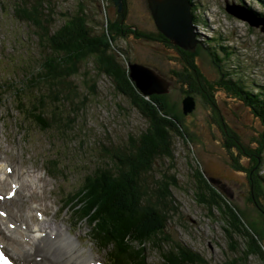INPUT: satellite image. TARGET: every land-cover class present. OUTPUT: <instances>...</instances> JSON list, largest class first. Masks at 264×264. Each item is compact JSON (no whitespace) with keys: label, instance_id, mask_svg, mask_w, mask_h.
<instances>
[{"label":"rangeland","instance_id":"obj_1","mask_svg":"<svg viewBox=\"0 0 264 264\" xmlns=\"http://www.w3.org/2000/svg\"><path fill=\"white\" fill-rule=\"evenodd\" d=\"M128 3L127 23L142 32L156 33L157 26L146 0H128ZM193 3L194 27L200 41L197 63L205 78L214 83L222 71L229 72L234 78H241L253 92H264V32L226 11L227 4H235L244 10L243 14L257 17L255 12L264 13L261 5L256 0H193ZM15 4L16 0H0V86L3 87L0 93L4 92L0 96V162L13 167L20 185V192L6 203L12 212L18 210L26 217L33 216L34 209L45 212L48 223L55 222L65 233L78 238L79 248L88 256L94 254L93 258L99 262L113 264L110 261L113 251L119 248L106 243V235L103 237L92 225L80 220L67 201L82 187L87 175L107 165V152L125 149L130 137L146 129L147 120L124 96L115 92L107 76L97 73L93 58L83 62L79 73L72 78L78 91L73 103L60 105L46 100L41 111L49 123L48 129L23 116L17 109L14 88L24 86L28 91L24 99H19L24 110L32 109V102L37 104L35 98L48 94L32 88L29 82L47 50L36 29L16 14ZM83 8L96 33L105 28L107 21L120 16L108 0H52L53 28H59ZM118 44L125 48L124 55H128L131 63L151 67L170 82L168 101L182 112L185 94L171 76V70L176 68V51L160 41L139 39L131 34L121 38ZM211 54L225 58L221 67L214 63ZM214 95L218 106L215 118H224L244 146L254 147L261 128L259 120L222 89L217 87ZM195 100V110L183 115L188 128L187 141L175 140L173 159L156 160L147 176L148 184L154 188V182L164 174L175 176L177 186L171 188L174 203L169 206L175 209L170 210L167 235L172 243L198 253L207 264H226L239 254L231 249L233 244L223 230L222 215L217 210L211 215L197 201L194 169L200 165L208 178L216 180L211 184L228 197L239 213H244L246 222L264 231V220L249 202L251 188L245 171L231 165L230 153L224 147L225 134L213 118L215 111L201 97L195 96ZM54 112L65 116L64 124H57L60 127L53 122ZM54 162L57 170L52 169ZM239 162L245 168L249 165L245 156ZM3 169L0 177L4 176ZM9 189L6 185L0 188V193L4 195ZM144 254L148 264H161L157 250L149 248ZM137 258L140 260L141 256ZM246 264H264V259L251 256Z\"/></svg>","mask_w":264,"mask_h":264},{"label":"trees","instance_id":"obj_2","mask_svg":"<svg viewBox=\"0 0 264 264\" xmlns=\"http://www.w3.org/2000/svg\"><path fill=\"white\" fill-rule=\"evenodd\" d=\"M189 1L196 24L194 3L193 0ZM256 1L264 9V0ZM14 9L19 17L36 29V35L47 50L45 59L29 82L32 88H40V91L45 90L48 94L35 98L37 104L32 102L33 108L24 110L19 99H24L28 91L24 86L14 88L17 109L23 116L48 129L49 123L41 111L45 108L46 100L60 105L73 103V96H77L78 91L72 78L79 73L83 62L93 58L97 73L107 76L115 92L124 96L148 123L138 136L130 137L125 149L116 148L107 152V165L85 177L82 187L67 201V206H73L74 214L92 225L98 234L106 235V243L119 248L115 253L113 251L110 260L113 264H148L144 253L149 248L159 252L161 264H207L198 253L172 243L167 235L170 210L175 209L174 206L169 207L174 203L171 188L177 186L175 176L164 174L154 182V188L148 184L147 176L156 160L173 159L175 140L187 141L188 129L184 124V116L187 115L170 105L168 93L144 95L129 76L127 64L131 62L118 41L130 34L145 40H154L153 37L131 27L122 20V15L115 21H107L105 28L96 33L89 25L84 8L54 29L52 0H16ZM255 13L264 18V13ZM157 34L158 41L177 53L174 58L176 62L171 60L176 66L171 70V76L180 85L185 97H201L215 111L218 106L214 90L218 87L248 108L259 120L261 128L254 140V147L244 146L224 118H215L216 111L215 115L213 113L216 124L225 134L224 147L230 153L231 165L234 169L245 171L251 188L249 202L264 220V92H253L241 78H234L229 72L222 71L219 80L210 82L197 63L200 47L195 52H187L170 42L161 32ZM222 50L227 53L224 48ZM211 59L221 67L220 63L225 58L211 54ZM2 88L0 86V91ZM3 94L1 92L0 96ZM52 115L55 119H51L57 127V124H64L63 113L54 112ZM242 156L248 160L247 168L239 162ZM52 169L57 170L56 162ZM193 175L197 201L211 215L213 210L222 215L223 230L233 244L231 249L236 255L239 254L226 264H246L251 256L264 259V231L245 221L244 213H239L228 197L211 184L213 179L206 176L200 165L194 169ZM137 256H141V259Z\"/></svg>","mask_w":264,"mask_h":264},{"label":"water","instance_id":"obj_3","mask_svg":"<svg viewBox=\"0 0 264 264\" xmlns=\"http://www.w3.org/2000/svg\"><path fill=\"white\" fill-rule=\"evenodd\" d=\"M119 13L122 12L121 0H114ZM157 29L174 45L187 52H195L198 41L194 27L192 4L189 0H147ZM226 11L230 15L247 21L251 27L260 28L264 32V18L243 14L241 7L235 4H227ZM129 76L137 89L144 95L166 94L169 92L170 82L155 69L138 64L129 63ZM196 100L187 95L182 100L184 115L192 113L196 108ZM215 182L214 180H212Z\"/></svg>","mask_w":264,"mask_h":264},{"label":"bare ground","instance_id":"obj_4","mask_svg":"<svg viewBox=\"0 0 264 264\" xmlns=\"http://www.w3.org/2000/svg\"><path fill=\"white\" fill-rule=\"evenodd\" d=\"M4 165L5 167H3ZM6 166L8 165H0L2 169H5ZM6 178L17 179L14 174L6 175ZM3 207L5 206L3 205ZM8 219H11L9 220L10 225L13 223L12 219L15 218L8 214ZM6 221V219L0 218V232L2 233L0 243L10 240L12 244L17 246V248L14 247L8 250L16 263H18L17 260L31 264H94L95 262L93 256H88L85 250L79 248L78 238L76 239L70 234L67 235L66 231L54 225L55 222L48 223V221H45V225H37L34 228L28 227L23 231L24 236L29 237L28 241L22 242L14 236V231L9 229L5 231L2 228ZM43 232H47L45 237L42 236ZM52 235H55L54 239H52Z\"/></svg>","mask_w":264,"mask_h":264},{"label":"flooded vegetation","instance_id":"obj_5","mask_svg":"<svg viewBox=\"0 0 264 264\" xmlns=\"http://www.w3.org/2000/svg\"><path fill=\"white\" fill-rule=\"evenodd\" d=\"M122 3H123V9H122V12L119 13L118 11V6L115 4L114 0H108V4L111 2L113 4V7L117 9V13L122 17H123V21H126L127 22V16H128V10H129V3H128V0H121ZM147 2V0H146ZM148 5V3H147ZM130 25V24H129ZM131 26V25H130ZM131 27H134V26H131ZM137 30V29H136ZM158 30V29H157ZM157 32H160L159 30ZM156 33H149V35H151L153 37V41H157L158 42V38H159V35ZM132 35V34H131ZM134 35V34H133ZM218 183V182H217Z\"/></svg>","mask_w":264,"mask_h":264}]
</instances>
